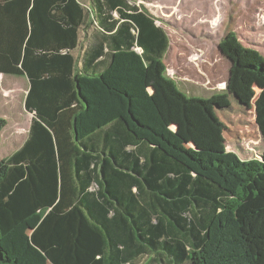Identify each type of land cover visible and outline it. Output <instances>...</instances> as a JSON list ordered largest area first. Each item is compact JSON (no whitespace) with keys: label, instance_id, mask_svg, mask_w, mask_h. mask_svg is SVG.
<instances>
[{"label":"trees","instance_id":"16d2710c","mask_svg":"<svg viewBox=\"0 0 264 264\" xmlns=\"http://www.w3.org/2000/svg\"><path fill=\"white\" fill-rule=\"evenodd\" d=\"M157 21L133 0H0V74L27 79L32 115L0 160V264H264V152L186 148L189 110L186 138L159 121ZM254 108L264 142V89Z\"/></svg>","mask_w":264,"mask_h":264},{"label":"rangeland","instance_id":"374dc122","mask_svg":"<svg viewBox=\"0 0 264 264\" xmlns=\"http://www.w3.org/2000/svg\"><path fill=\"white\" fill-rule=\"evenodd\" d=\"M133 1L158 20L169 38L167 53L149 66L147 76L159 121L186 138L183 130L190 125L181 112L197 113L198 124L192 126L196 131L185 139L186 148L232 152L243 161L259 159L264 142L254 105L264 89V0ZM6 84L12 88L0 87V118L6 121L0 160L27 138L32 119L24 104L26 79L10 76ZM16 116L22 117L24 127L17 133H24V139L5 150ZM0 246L5 249L2 241ZM34 260L45 264L37 255Z\"/></svg>","mask_w":264,"mask_h":264},{"label":"crops","instance_id":"0c3cea01","mask_svg":"<svg viewBox=\"0 0 264 264\" xmlns=\"http://www.w3.org/2000/svg\"><path fill=\"white\" fill-rule=\"evenodd\" d=\"M0 75H1V76H7L8 78L11 76V75H2V74H0ZM14 77H18V76H14ZM23 78H25V77H23ZM25 79H26V78H25ZM26 81H27V79H26ZM27 84H28V81H27ZM28 89H29V84H28ZM26 94H27V93H26ZM30 115H31V114H30ZM31 117H32V115H31ZM14 126H15V124H14ZM27 137H28V136H27ZM23 139H24V138H23ZM23 139H22L21 141H23ZM26 139H27V138H26ZM26 139H25L23 142L20 141L21 144L19 145V147H18L15 151H17V150H18V149L24 144V142L26 141ZM13 149H14V148H13ZM15 151H14V152H15ZM14 152H13V153H14ZM13 153H12V154H13Z\"/></svg>","mask_w":264,"mask_h":264}]
</instances>
